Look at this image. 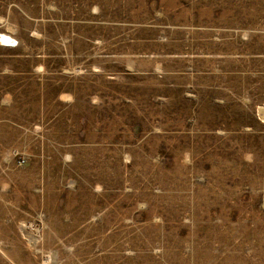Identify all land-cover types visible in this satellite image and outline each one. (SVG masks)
<instances>
[{"label": "rangeland", "instance_id": "374dc122", "mask_svg": "<svg viewBox=\"0 0 264 264\" xmlns=\"http://www.w3.org/2000/svg\"><path fill=\"white\" fill-rule=\"evenodd\" d=\"M0 264H264V0H0Z\"/></svg>", "mask_w": 264, "mask_h": 264}, {"label": "bare ground", "instance_id": "6f19581e", "mask_svg": "<svg viewBox=\"0 0 264 264\" xmlns=\"http://www.w3.org/2000/svg\"><path fill=\"white\" fill-rule=\"evenodd\" d=\"M8 37L1 36V40H7Z\"/></svg>", "mask_w": 264, "mask_h": 264}]
</instances>
